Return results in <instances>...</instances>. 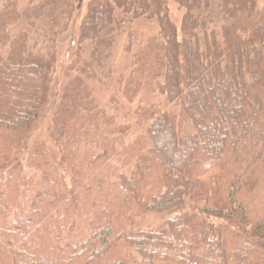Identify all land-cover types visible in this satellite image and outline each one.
Returning a JSON list of instances; mask_svg holds the SVG:
<instances>
[{"label":"trees","instance_id":"obj_1","mask_svg":"<svg viewBox=\"0 0 264 264\" xmlns=\"http://www.w3.org/2000/svg\"><path fill=\"white\" fill-rule=\"evenodd\" d=\"M24 1L0 11V264H264V5L173 0L177 23L169 0H88L78 32L95 50L155 26L129 35L118 84L131 103L146 81L175 109L150 97L121 121L78 81L48 140L26 143L55 58L11 26L31 6L54 24L74 0Z\"/></svg>","mask_w":264,"mask_h":264},{"label":"rangeland","instance_id":"obj_2","mask_svg":"<svg viewBox=\"0 0 264 264\" xmlns=\"http://www.w3.org/2000/svg\"><path fill=\"white\" fill-rule=\"evenodd\" d=\"M9 0H0V11ZM18 10H23L24 0H17ZM88 0H74L73 10L67 14H55L54 24L44 17H37L39 13L31 10L30 19L21 18L15 25L11 26L10 33L15 35L19 30H24L28 46L33 51H52L54 54L53 71L48 102L25 138L26 143H33L35 140H48L47 127L51 123L53 113L59 107L63 94L76 82L86 87L93 99L100 108L107 112H114L118 119L124 121L131 119L132 111L139 104H147L152 97L153 102L161 106L174 108L175 105L166 100V97L158 92H151L150 84L142 82L136 98L128 103L120 92L118 79L120 76H128L129 57L124 51V44L129 40V35L136 41H142L149 33L155 31V26L143 20H135L124 24L115 38L114 44L107 50L102 48L95 50L93 45L79 39L78 23L87 8ZM260 6L264 0H259ZM169 6L174 20L178 23L180 10L173 0H169ZM71 7V9H72ZM48 9L43 8L44 15ZM62 12V13H63ZM74 83V84H73ZM23 93V92H22ZM23 95V94H22ZM112 97H115L113 100ZM128 113L130 115H128ZM186 130L185 123L181 124ZM47 143V142H46ZM49 144V143H47ZM163 215L147 214L144 225L156 226L163 221ZM165 264V263H163Z\"/></svg>","mask_w":264,"mask_h":264},{"label":"crops","instance_id":"obj_3","mask_svg":"<svg viewBox=\"0 0 264 264\" xmlns=\"http://www.w3.org/2000/svg\"><path fill=\"white\" fill-rule=\"evenodd\" d=\"M166 264V263H165Z\"/></svg>","mask_w":264,"mask_h":264}]
</instances>
